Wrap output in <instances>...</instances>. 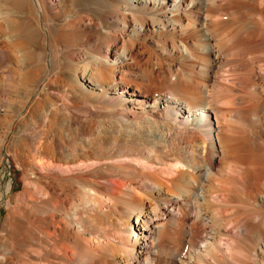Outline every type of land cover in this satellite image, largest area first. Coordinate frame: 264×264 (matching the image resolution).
Masks as SVG:
<instances>
[{"label": "bare ground", "instance_id": "bare-ground-1", "mask_svg": "<svg viewBox=\"0 0 264 264\" xmlns=\"http://www.w3.org/2000/svg\"><path fill=\"white\" fill-rule=\"evenodd\" d=\"M4 160L0 264H264V0H0Z\"/></svg>", "mask_w": 264, "mask_h": 264}, {"label": "rangeland", "instance_id": "rangeland-1", "mask_svg": "<svg viewBox=\"0 0 264 264\" xmlns=\"http://www.w3.org/2000/svg\"><path fill=\"white\" fill-rule=\"evenodd\" d=\"M18 171L16 164L10 165L8 160H4V163L0 166V225L2 223L4 214V205L2 204L6 195L4 189L9 185L14 186V175ZM19 189V185H16Z\"/></svg>", "mask_w": 264, "mask_h": 264}]
</instances>
